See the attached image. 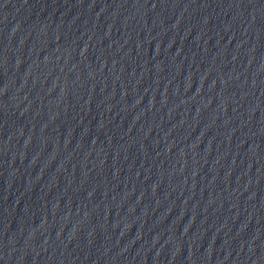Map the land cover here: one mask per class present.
<instances>
[{
	"label": "water",
	"instance_id": "95a60500",
	"mask_svg": "<svg viewBox=\"0 0 264 264\" xmlns=\"http://www.w3.org/2000/svg\"><path fill=\"white\" fill-rule=\"evenodd\" d=\"M0 264H264V0H0Z\"/></svg>",
	"mask_w": 264,
	"mask_h": 264
}]
</instances>
